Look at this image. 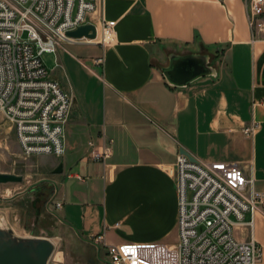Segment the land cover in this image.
I'll return each mask as SVG.
<instances>
[{
  "label": "crops",
  "instance_id": "crops-1",
  "mask_svg": "<svg viewBox=\"0 0 264 264\" xmlns=\"http://www.w3.org/2000/svg\"><path fill=\"white\" fill-rule=\"evenodd\" d=\"M101 18L116 22L111 45H65L52 55L51 77L73 98L65 155L23 157L24 173H13L23 181L0 183V220L18 237L50 239L37 229L52 217L98 260L111 245L176 244L179 154L235 163L264 194V41L252 39L246 0H103L90 21ZM172 55L208 56L217 76L172 87L163 74ZM104 139L114 141L107 164L87 160ZM53 201L63 204L55 214ZM244 221L236 237L253 234L264 264V214L252 228L250 214Z\"/></svg>",
  "mask_w": 264,
  "mask_h": 264
},
{
  "label": "built area",
  "instance_id": "built-area-1",
  "mask_svg": "<svg viewBox=\"0 0 264 264\" xmlns=\"http://www.w3.org/2000/svg\"><path fill=\"white\" fill-rule=\"evenodd\" d=\"M102 1L0 0V114L12 125L25 159L65 155L73 98L51 77L43 58L57 55L65 45H111L116 22L90 21ZM246 9L253 41H264V0H246ZM88 24L96 27V40L67 37ZM113 144L110 139L91 143L86 159L106 165ZM172 175L179 206L176 244L107 246L104 264H259L262 250L253 234L248 241L235 234L246 214L251 228L256 214H264V194L254 177L235 163H205L188 153L178 155ZM62 206L53 201L47 209L55 214ZM94 242L100 245L104 239Z\"/></svg>",
  "mask_w": 264,
  "mask_h": 264
},
{
  "label": "water",
  "instance_id": "water-1",
  "mask_svg": "<svg viewBox=\"0 0 264 264\" xmlns=\"http://www.w3.org/2000/svg\"><path fill=\"white\" fill-rule=\"evenodd\" d=\"M67 37L94 41L97 39V29L94 25L88 24L68 32ZM163 74L168 84L175 88L186 87L201 78L217 76L216 70L210 65V58L202 55H172L170 65L164 69ZM62 172L63 166L60 164L55 173L61 174ZM22 181L21 176L0 174L1 184L21 183ZM54 254L55 244L50 239L20 238L4 219L0 220V264H50Z\"/></svg>",
  "mask_w": 264,
  "mask_h": 264
},
{
  "label": "rangeland",
  "instance_id": "rangeland-1",
  "mask_svg": "<svg viewBox=\"0 0 264 264\" xmlns=\"http://www.w3.org/2000/svg\"><path fill=\"white\" fill-rule=\"evenodd\" d=\"M43 59L48 71L52 72L56 66L55 57L45 55ZM50 157L53 156H42L32 159L48 160ZM49 164V162L47 164L43 163L42 168ZM24 166L25 159L21 153L14 129L6 117L0 114V174L24 173ZM2 196L3 193L0 191V217L4 203ZM37 230L39 235H49L51 241L55 244V254L50 264H104L108 260L102 251H99L100 260H98L96 258L97 252L94 248L83 242L74 232L56 224L52 217H48L45 221L44 229L40 228ZM33 233L36 234L35 232Z\"/></svg>",
  "mask_w": 264,
  "mask_h": 264
}]
</instances>
